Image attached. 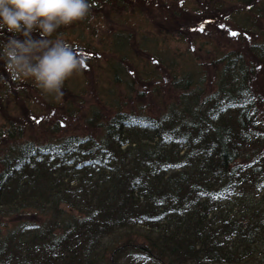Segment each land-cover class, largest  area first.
Wrapping results in <instances>:
<instances>
[{"label":"rangeland","instance_id":"1","mask_svg":"<svg viewBox=\"0 0 264 264\" xmlns=\"http://www.w3.org/2000/svg\"><path fill=\"white\" fill-rule=\"evenodd\" d=\"M89 3L88 18L50 37L63 39L85 60L65 81L61 98L31 79H16L0 59V264H22L24 258L28 264L33 259L36 264H264V121H258L264 102L252 106L240 60L225 62L224 72L222 63L210 64L236 51L242 37L250 42L260 34L255 28L250 34V28L255 22L264 29V0ZM12 35L4 29L0 41ZM250 60L248 65L258 64ZM241 99L248 108L240 112L247 109L243 114L249 116L240 125L243 135L223 139L236 144L230 154L236 165L223 173L225 183L222 174L206 170L210 180L232 189L227 231L233 240L222 257L210 232L205 231V241L199 237L193 212L171 216L174 193L189 192L197 200L191 186L199 184L191 176L162 171L181 162L188 146L181 144L172 154L174 137L160 126L234 127L237 116L231 111L227 120V104ZM135 118L145 119V126L150 119L158 128L132 127ZM251 121L255 126H248ZM152 133L155 144L147 140ZM60 146L78 153L65 156L67 167L55 176L50 148ZM47 150L50 155L43 156ZM161 150L168 160L160 159ZM218 156L217 150L208 154L215 166ZM84 160L94 163L82 165L81 173L72 171ZM102 174L113 176V208L103 207L106 223L100 226L99 207L92 202L106 179ZM213 188L203 183L198 191L222 196V188ZM19 206L26 209L15 213ZM226 206L223 201L217 207L222 214L206 218L208 230L227 223ZM116 246L123 247L113 253ZM182 251L190 255L180 257Z\"/></svg>","mask_w":264,"mask_h":264},{"label":"trees","instance_id":"2","mask_svg":"<svg viewBox=\"0 0 264 264\" xmlns=\"http://www.w3.org/2000/svg\"><path fill=\"white\" fill-rule=\"evenodd\" d=\"M255 28L257 31H261L259 32L260 34H253L252 32L254 31ZM252 29V30H251ZM250 34H253V38L255 36V39H253V41L251 40L250 42H246V39L242 37V42H239V47L236 51L230 53L229 55H224V58L221 60V62L217 61V60H213L212 63L210 64H221L224 66L222 69V72H224V68L226 67V63L230 61H237L240 60L241 63L244 65V70H243V76H244V82L246 83V88L247 91L250 93V97H251V102H252V106H256L257 102L260 103L264 102V29L261 28L260 26H258L257 28V24L255 22L252 23V27L250 28ZM262 33V34H261ZM260 41H258V40ZM251 58V62L252 63H257L258 64H253V65H248V61ZM210 60V59H209ZM226 62V63H225ZM249 86H252V88H249ZM258 92V93H257ZM257 93V94H256ZM228 118L227 120L232 119L233 114H231V111H234L237 119L235 121L236 126H229L228 124L225 125L223 127V129H221V126H203L202 124H193L191 126H160L161 129L166 130V134L167 136L170 134V136L174 137V140L172 139V141H174L173 146H174V151L171 147H167V149H172V154H176V147H179L181 144H184V146H188L187 149V154L186 156H184L181 160V162L178 161V159L176 160L175 166L174 167H170L168 170H166V168H164L162 171H165L167 173L169 172H178L181 174H184L186 176H191L199 185H192L191 188L194 190L196 189V192L200 195L199 198L197 200H192L189 198L190 193L189 192H175L174 193V197H175V201L172 203V209H173V213L171 216H186V214L188 212H193L194 214V220L196 222V226H197V232L200 233V238L203 239V241L207 240V235L205 231L210 232L211 238L215 241L216 247L218 248L217 252L222 251V257H224V253H223V248L224 249H228L227 246V242H230L233 240V235L231 233H229V231H227V224L229 221V218L231 217V211H230V207L228 205V199H230V197H232V195H229V189H231L230 187L226 186L223 183L220 182H216V181H212L208 178L207 176V171L209 170L211 173H220L222 174V181L225 183L227 180H225L224 178H226V176L223 174H227L229 171L232 172L235 164L234 159H231L232 157H230V154L233 152V148H236V144L232 143V142H227L224 141L223 139H226V137H228L229 135H234L235 132H237L238 134L243 135V132L241 131V123H244L243 121V117L246 118L247 116L244 115L243 113L245 111H247V109H243V113L240 112V108L242 107H247L248 108V103L244 100H238V102L236 104H233L231 102H229L228 104ZM261 108V107H260ZM260 111V110H259ZM260 115L258 116L259 119L258 121L261 122V120L264 121V109L262 110V112H259ZM256 114H258V112L256 111ZM249 119V116L247 117V120ZM136 124L132 125V127L137 126V127H148V126H153V131L157 130L158 125H154L153 122L148 119L149 124L148 126H145V119H134L133 120ZM227 122V121H226ZM232 123V122H231ZM228 126V127H226ZM248 126H255V124L253 123V121H251L250 124H248ZM221 136H220V135ZM157 135L154 136V133H152V136L150 138H148L147 140L150 141V143L155 144L156 142V137ZM205 137H208V139H205ZM166 140V139H165ZM208 141V142H206ZM167 142V141H166ZM147 145V144H146ZM145 146H142L141 148H145ZM231 148V149H228ZM51 150H55L54 154H55V160L57 161L55 166H54V175L57 176L60 174L59 169H62L63 167H67V162H64L63 158L66 157H71L74 155V153H78L76 151H74L73 149L71 150H67L66 148H61L60 147H55V148H50ZM212 150H217L219 153L217 162H216V166L214 165V160L213 158L208 157V154L211 153ZM101 153V151H99ZM152 152L154 154L158 153V150L155 151L152 149ZM159 156L160 159H165L168 160L167 157H165V155H163L161 157V154L163 153L162 150L159 151ZM140 154H144V151H141ZM44 155H50V152L47 150V152H45L43 154ZM62 160V161H59ZM90 163H94L91 162L90 160H84V163L82 164V162L80 163L79 166H75L74 168H72V171L77 169L78 171H80L79 173L83 172L86 168H82V165L86 164L89 165ZM249 163V161H244L243 164ZM165 164V163H163ZM242 164V163H241ZM61 165V166H60ZM92 167V166H89ZM160 169V167L158 168ZM160 172V170H158ZM169 171V172H168ZM8 171L6 170L5 173H7ZM17 171H15L14 173H16ZM101 176H104L103 174ZM67 177V176H66ZM105 177V176H104ZM77 178V177H76ZM106 179L103 180V182L100 185V189L98 190L97 195L94 197L92 205H95L97 207H99V205H102V202H97L98 200H101L104 193H105V201H104V209L106 210L107 208L112 207L113 208V176H109V177H105ZM66 181H70V180H66ZM63 183V182H62ZM203 183H209L211 185L214 186V188L212 190H221L220 188H222L221 193L222 196H217V195H213V196H208L204 193H199L198 190L201 185H203ZM73 183H67L66 186L69 188ZM3 184H0V191H3L4 187L2 186ZM122 187V185H121ZM232 190V189H231ZM4 192V191H3ZM1 192V193H3ZM232 193V191H230ZM236 192V191H234ZM238 194V193H236ZM52 196L51 193H44V196ZM140 197H143L141 195V193H139ZM13 198L16 197V200L14 201L13 199H11L12 202L16 203L19 198L18 195H13ZM95 200V201H94ZM227 203L226 206V213L223 217L224 220L227 221V223L223 224L222 228H219L218 230H208V226L209 223L206 221V218L209 217L212 213L216 214V215H221L222 213L220 211H218L217 207L219 206L220 203L222 202ZM145 202V200H144ZM156 202V201H155ZM3 204V203H1ZM29 207L33 208V206ZM196 207V208H195ZM195 208V209H194ZM26 209V206H19L14 212L17 213V211H19V213ZM35 209V208H33ZM211 211L209 214H206L204 211ZM23 212V211H22ZM1 214V213H0ZM3 216V215H2ZM1 217V216H0ZM132 221V217L128 218V222L127 223H131ZM116 229H120L121 228H116ZM128 230V229H127ZM227 231V232H226ZM196 236V235H195ZM198 237V236H196ZM4 242L3 241V236L2 238H0V243ZM150 245L153 246L152 241H150ZM7 243V242H6ZM248 244V243H247ZM9 247V246H6ZM123 246H116L115 250L113 251H120L122 249ZM207 248L209 249V243L207 245ZM241 248V246H239L237 249H234V252L236 253L239 249ZM147 248H142V250H146ZM200 254V253H198ZM151 255V254H150ZM188 255H190V252L187 251H182L179 253L180 257L186 256L188 257ZM158 256H162V253L160 255H153V258H157ZM176 256L175 257H178ZM251 256V254H247V257ZM24 256H22L23 258ZM26 257H28V255H26ZM41 256L37 255V259L40 261ZM234 257L232 256V258L229 259L230 263L232 262V259ZM217 259V258H216ZM197 260H200L199 258H197ZM206 260V259H205ZM213 261H215L213 259ZM22 264H25L26 262H28V259L24 258V260H21ZM222 262V261H220ZM226 262V261H225ZM222 262V263H225ZM32 264H36V261L33 259L31 261ZM40 264V262L38 263Z\"/></svg>","mask_w":264,"mask_h":264},{"label":"clouds","instance_id":"3","mask_svg":"<svg viewBox=\"0 0 264 264\" xmlns=\"http://www.w3.org/2000/svg\"><path fill=\"white\" fill-rule=\"evenodd\" d=\"M91 9L89 0H0V33L7 29L13 34L0 41V59L16 79H31L61 98L65 81L85 60L63 39L50 37L62 26L88 18Z\"/></svg>","mask_w":264,"mask_h":264},{"label":"bare ground","instance_id":"4","mask_svg":"<svg viewBox=\"0 0 264 264\" xmlns=\"http://www.w3.org/2000/svg\"><path fill=\"white\" fill-rule=\"evenodd\" d=\"M140 155H143V154H140ZM104 201H105V193H104V195H103V197H102V199H101V202H102V205L100 204L99 205V214H100V216H101V225L100 226H102L104 223H106V216H105V214H104V210H103V207H104ZM93 219H94V221L96 222V218L95 217H93ZM98 223H100V222H98ZM242 246V245H241ZM239 253H240V251H239ZM205 261V260H204ZM204 263H206V262H204ZM25 264H28V262H26Z\"/></svg>","mask_w":264,"mask_h":264},{"label":"snow or ice","instance_id":"5","mask_svg":"<svg viewBox=\"0 0 264 264\" xmlns=\"http://www.w3.org/2000/svg\"><path fill=\"white\" fill-rule=\"evenodd\" d=\"M200 30H203V26H202V25H201V29H200ZM230 35H232V36H237L238 33L232 32V33H230ZM37 122H39V121H37Z\"/></svg>","mask_w":264,"mask_h":264}]
</instances>
